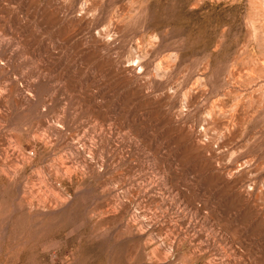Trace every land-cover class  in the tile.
Segmentation results:
<instances>
[{
  "label": "rangeland",
  "instance_id": "1",
  "mask_svg": "<svg viewBox=\"0 0 264 264\" xmlns=\"http://www.w3.org/2000/svg\"><path fill=\"white\" fill-rule=\"evenodd\" d=\"M0 264H264V0H0Z\"/></svg>",
  "mask_w": 264,
  "mask_h": 264
}]
</instances>
